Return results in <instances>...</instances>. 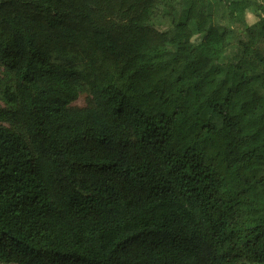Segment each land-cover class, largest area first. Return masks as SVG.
Returning a JSON list of instances; mask_svg holds the SVG:
<instances>
[{"label": "trees", "instance_id": "trees-1", "mask_svg": "<svg viewBox=\"0 0 264 264\" xmlns=\"http://www.w3.org/2000/svg\"><path fill=\"white\" fill-rule=\"evenodd\" d=\"M0 66V264H264V0H0Z\"/></svg>", "mask_w": 264, "mask_h": 264}, {"label": "rangeland", "instance_id": "rangeland-1", "mask_svg": "<svg viewBox=\"0 0 264 264\" xmlns=\"http://www.w3.org/2000/svg\"><path fill=\"white\" fill-rule=\"evenodd\" d=\"M230 1H233V0H230ZM247 22L250 25L255 23L256 22L255 15L252 13L248 14ZM213 25H214L213 21L211 19L208 20L207 29L205 31L206 34H208L210 32ZM201 40H202V36L197 37L194 40V43L198 44L201 42ZM207 71H208V69L204 68L202 71H200L196 75H194V77L192 79L185 80L179 84L174 85L173 87L168 88L167 93L169 95H173L177 91H186L189 94H191L193 97H195V99L197 101V105H199L200 102L202 101V97H203V86H204V83H205V80L207 77ZM4 79H6L5 70L3 67L0 66V80H4ZM238 93L245 102L244 107H243V111L245 112L248 109L247 105L251 99V92L246 86L241 85L238 88ZM91 105H92L91 96L88 93L83 92V93H81L79 99L72 105V107L73 108H87V107H90ZM6 107H7V105L4 103V101L0 97V108L4 109Z\"/></svg>", "mask_w": 264, "mask_h": 264}]
</instances>
